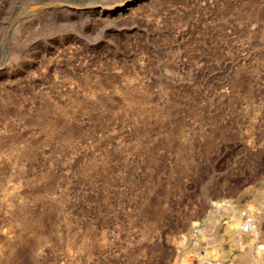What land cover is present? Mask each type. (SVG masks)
I'll return each instance as SVG.
<instances>
[{"label":"rangeland","instance_id":"rangeland-1","mask_svg":"<svg viewBox=\"0 0 264 264\" xmlns=\"http://www.w3.org/2000/svg\"><path fill=\"white\" fill-rule=\"evenodd\" d=\"M0 264H264V0H0Z\"/></svg>","mask_w":264,"mask_h":264},{"label":"built area","instance_id":"built-area-1","mask_svg":"<svg viewBox=\"0 0 264 264\" xmlns=\"http://www.w3.org/2000/svg\"><path fill=\"white\" fill-rule=\"evenodd\" d=\"M224 204V203H223ZM220 205L222 208H232L229 204ZM237 227L241 234L251 235L257 231V224L252 212L249 209H241L237 212Z\"/></svg>","mask_w":264,"mask_h":264}]
</instances>
